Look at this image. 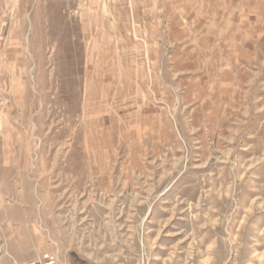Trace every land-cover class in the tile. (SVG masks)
Wrapping results in <instances>:
<instances>
[{
	"label": "rangeland",
	"instance_id": "rangeland-1",
	"mask_svg": "<svg viewBox=\"0 0 264 264\" xmlns=\"http://www.w3.org/2000/svg\"><path fill=\"white\" fill-rule=\"evenodd\" d=\"M80 0H0V264H264V73L198 140L95 168Z\"/></svg>",
	"mask_w": 264,
	"mask_h": 264
},
{
	"label": "crops",
	"instance_id": "crops-1",
	"mask_svg": "<svg viewBox=\"0 0 264 264\" xmlns=\"http://www.w3.org/2000/svg\"><path fill=\"white\" fill-rule=\"evenodd\" d=\"M86 143L142 168L227 120L264 73V0H80Z\"/></svg>",
	"mask_w": 264,
	"mask_h": 264
},
{
	"label": "built area",
	"instance_id": "built-area-1",
	"mask_svg": "<svg viewBox=\"0 0 264 264\" xmlns=\"http://www.w3.org/2000/svg\"><path fill=\"white\" fill-rule=\"evenodd\" d=\"M26 264H54V260L46 257L44 260L30 261V262H27Z\"/></svg>",
	"mask_w": 264,
	"mask_h": 264
}]
</instances>
